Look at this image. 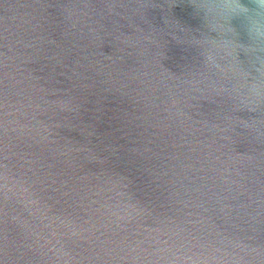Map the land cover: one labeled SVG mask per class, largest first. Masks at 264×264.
<instances>
[{"label": "water", "instance_id": "water-1", "mask_svg": "<svg viewBox=\"0 0 264 264\" xmlns=\"http://www.w3.org/2000/svg\"><path fill=\"white\" fill-rule=\"evenodd\" d=\"M219 22L191 0H0V264H264V99L207 63L206 38L253 43Z\"/></svg>", "mask_w": 264, "mask_h": 264}, {"label": "clouds", "instance_id": "clouds-1", "mask_svg": "<svg viewBox=\"0 0 264 264\" xmlns=\"http://www.w3.org/2000/svg\"><path fill=\"white\" fill-rule=\"evenodd\" d=\"M195 10L202 12L209 31H221L232 33L233 27L229 24L227 28L220 23V18L230 20L234 17H243L246 21V32L252 44H243L236 39L211 40L205 39L209 44L206 52L207 63L217 69L220 65L217 57H231V62L222 72L230 74L237 80L233 85V91L242 102H253L264 99V60L257 57L259 66L256 68L259 74L256 82L247 85V76L245 73L239 55L244 53L255 52L257 49H264V0H251V5H246L241 0H191ZM246 88V91H245Z\"/></svg>", "mask_w": 264, "mask_h": 264}]
</instances>
